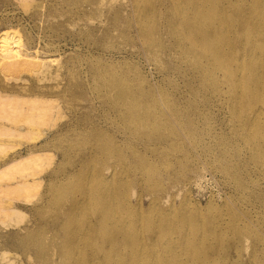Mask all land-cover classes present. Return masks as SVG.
<instances>
[{"label":"bare ground","instance_id":"obj_1","mask_svg":"<svg viewBox=\"0 0 264 264\" xmlns=\"http://www.w3.org/2000/svg\"><path fill=\"white\" fill-rule=\"evenodd\" d=\"M21 1L27 8L33 4V0ZM102 1L95 6L101 8ZM109 12L113 21L110 19L108 24L117 26L120 22L124 27L119 33L128 42L126 48L130 46L125 51L134 53L136 47L140 48L157 64L158 69L154 70L159 73L172 70L173 65L174 71L185 79L193 102L180 106L168 93L146 86L137 75L138 83L112 82L97 91L102 122L93 118L58 124L63 108L77 106L85 110L81 103L89 99L87 77L78 80L77 73L69 69L63 72L64 64L59 58L49 60L45 49L30 52L15 39L3 41L0 223L9 227L24 221L23 210L37 197L45 180L44 172L52 164L51 147L58 140L90 132L96 139L104 140L99 130L110 121L117 130H124L122 135L129 143L147 138L160 144L170 141L171 150L182 154L175 126L189 134L194 127L191 116H198L199 129L214 142L218 153L216 163L210 166L234 186L237 199L231 198L200 217L184 188L178 190L179 195H184L180 207L168 205L160 195L163 189L166 192V181L156 178L162 174L174 179V163H162L159 173L138 158L141 187L157 196L145 214L141 201L136 205L132 201L135 194L125 163H116L112 173L103 166L105 161L123 158L113 152L116 141L109 138L110 143L88 146L81 154L74 177L83 189L60 216L71 221L67 226L69 233L57 249L35 244V262L55 264L53 258L61 256L64 264H264V186L259 187V180L264 181V0H131V4ZM111 31H105L106 35L110 36ZM135 40L140 42L139 48ZM24 72L31 73L32 80ZM1 76L13 80L12 86L4 84ZM215 108L226 115V134L219 133L210 118ZM18 143L25 145L24 150L7 156ZM196 145L193 149H198L199 154L208 152L205 144ZM145 147L157 150L153 144ZM85 172L82 182L78 177ZM186 172L184 168L181 174ZM68 176L62 180H68ZM57 181H51V186L62 185V181ZM180 184H171V190ZM48 203L49 198L44 195L32 204V209L42 211ZM58 224L53 221L42 231L52 232L53 228L56 232ZM22 230L28 232L26 228ZM71 251L77 253L67 260ZM2 256L7 258L6 253Z\"/></svg>","mask_w":264,"mask_h":264},{"label":"rangeland","instance_id":"obj_2","mask_svg":"<svg viewBox=\"0 0 264 264\" xmlns=\"http://www.w3.org/2000/svg\"><path fill=\"white\" fill-rule=\"evenodd\" d=\"M98 1L101 0H33V4L30 5L31 7L27 8L26 4H24L25 1L0 0V45L5 40L15 39L18 43L22 44L20 45L23 48L30 52L45 49L48 52L49 60H57L59 58V62L64 64L63 72L69 69V71L77 73L75 79L79 80V78L84 77L88 79L90 93L87 94V97L89 99L87 103H81V107H84L85 110L81 111L77 109V106L63 108V113L59 117L58 124H76L78 121H89L93 118L98 120V122H102L100 119L101 106L98 101L97 91L112 82L138 83L137 75L140 76L146 86L152 87L156 91L162 90L168 93L180 106L187 107V105L191 104L193 100L188 87L185 86V79L181 78V75L178 74L179 72L174 71L173 65L171 66L172 70H168V72L159 70V73L158 70L156 71L158 69L157 64L150 61L139 48L140 42H136L135 40L137 43L135 44L139 48V50L137 47L134 49L136 52L125 51L130 46L126 48L128 42L124 41L121 36L122 34H120L124 28L121 26L122 23H118L120 26L117 24L119 28L114 24H108V22L111 23L113 21V16H111L109 10L117 9L129 4V2L131 4V0H103L102 2L104 3H101L103 8L95 6V4H98ZM108 2L113 3L109 4ZM89 4L91 6L94 4V8ZM40 5L43 9H40ZM44 6L46 7L44 8ZM42 10L45 11L42 13ZM83 12L85 15H83ZM90 12L92 15L94 12V15L92 16ZM31 14L35 18H32ZM88 14H90V17ZM110 19L111 21H109ZM73 22L74 24H72ZM92 28H95V30ZM116 29L117 31L115 32ZM107 30H112L110 36L106 35L107 32L105 31ZM97 32L101 33L98 34ZM113 32H115V35ZM91 33L93 36L89 35ZM101 34L104 38H102ZM138 53L139 55H137ZM56 63L58 64V61ZM154 68L156 69L154 70ZM23 75L28 79L33 78L31 73L28 72H24ZM165 75L166 77H164ZM1 79L4 84L12 86L13 80H8L6 76H1ZM193 88L198 91L197 86L194 85ZM212 113L210 118L216 130L219 133L226 134L228 132V129H226L228 123L226 115L217 108ZM191 119L194 127L190 130L189 134H184L181 126H175L178 131L176 133L181 139V145L179 146L184 150L182 154L174 153L171 150L170 141L160 144L152 142L151 138H147L143 142L129 143L128 140L125 141L127 137L122 135L124 130L121 128L117 130L116 126L110 124V121L105 125L106 127L103 130H99L104 135L105 141L96 139L93 132L84 135L71 134L69 138L58 140L51 147L52 151L49 153L53 157V160L52 164L44 172L45 180L37 191V197L32 199L33 204L45 195L48 196L49 203L42 211L33 210L32 204H28L27 207L25 206L23 210L25 219L17 226L5 227L0 223V264H36L34 255L36 249L32 248L35 247V244H40L50 249H57L62 245V241L66 239L69 233L70 229L67 231V226L71 221L67 218L60 219L61 211L67 206H72L75 194L83 189L82 185L77 182V178L74 177L79 166L80 156L86 152L88 146H103V144L110 143L111 140L109 138H113L116 141L113 152L121 154L123 158L121 160L115 158L112 161H105L103 166L112 173L116 168V163H125V166L130 170L132 194H135L132 201L135 205L138 200L141 201V210L145 214L148 213L152 200L157 196L156 192L151 194V191L141 187L142 174L138 172L141 169L138 158L143 159L141 163L153 166L157 172L160 171L162 163H174L172 164V168L177 174L174 179H170L162 174L156 178L161 182L163 180L166 181V192L163 189L159 193L168 205L174 203L180 207L179 205H181L184 195H179L178 190H183L184 188L186 194L189 195L190 201L196 207V211H199L200 217L208 215L213 208L222 207L228 200L237 199V192L234 186L228 184L224 176L213 170L210 166L212 163H216L218 158L214 142L199 129L201 124L198 116H191ZM92 122L96 123V121ZM225 122L226 124H224ZM148 144L157 146L155 148L157 150L153 152L154 149L146 148L145 146ZM195 144H205L204 146L208 152L199 154L198 149H193ZM24 146V144L18 143L14 148L9 150L7 156L23 151ZM184 168L187 172L181 174ZM49 173L50 176L48 175ZM86 173L79 176L78 179L84 182L87 176ZM67 176L69 177L68 180L63 181L62 179ZM57 180L62 181V185L51 186L50 182H58ZM259 181H261L259 182V187L261 188L264 186V181L262 179ZM175 182L181 184L177 189L172 188L171 190L170 186ZM62 187H65V190H61ZM249 187L253 188L250 185ZM261 189L264 190V187ZM185 192L183 191L181 194ZM165 193L168 194V197H166L167 194L165 195ZM77 212L82 214L81 211ZM53 221H59V224L56 226V232L53 228H51L52 232L46 233L42 231L44 227L52 225ZM22 228L28 229V232H24ZM37 230H39V233L36 232ZM4 253L7 254V258L2 256ZM76 253V251L68 252L66 259L69 260ZM53 262L55 264H64L61 256H55Z\"/></svg>","mask_w":264,"mask_h":264}]
</instances>
